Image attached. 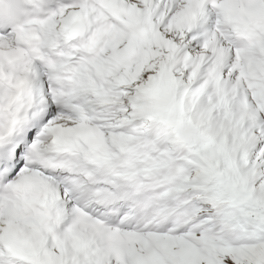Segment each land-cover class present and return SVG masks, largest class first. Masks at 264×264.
Listing matches in <instances>:
<instances>
[{"label": "snow or ice", "instance_id": "6c2138e0", "mask_svg": "<svg viewBox=\"0 0 264 264\" xmlns=\"http://www.w3.org/2000/svg\"><path fill=\"white\" fill-rule=\"evenodd\" d=\"M0 264H264V0H0Z\"/></svg>", "mask_w": 264, "mask_h": 264}]
</instances>
